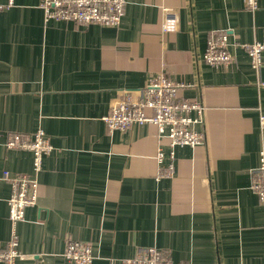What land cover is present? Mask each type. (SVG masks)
<instances>
[{
    "label": "crops",
    "instance_id": "0c3cea01",
    "mask_svg": "<svg viewBox=\"0 0 264 264\" xmlns=\"http://www.w3.org/2000/svg\"><path fill=\"white\" fill-rule=\"evenodd\" d=\"M0 0V247L9 240V174H31L32 152L3 145L8 131L41 129L54 150L36 173L38 198L15 224L16 264H74L68 239L89 243L91 264L156 246L174 264H261L264 204L250 169L264 147V52L253 69L242 43L259 40L264 0H126L117 26L44 19L41 0ZM164 9L176 30L162 31ZM233 60H203L211 32ZM163 73L203 106L204 141L174 147L152 124L109 132L102 116L122 90ZM264 120V119H263ZM165 157L157 162V148ZM0 264H2L0 262Z\"/></svg>",
    "mask_w": 264,
    "mask_h": 264
},
{
    "label": "built area",
    "instance_id": "2783aa9c",
    "mask_svg": "<svg viewBox=\"0 0 264 264\" xmlns=\"http://www.w3.org/2000/svg\"><path fill=\"white\" fill-rule=\"evenodd\" d=\"M9 0L8 3H11ZM126 0H41L44 19L70 20L77 24L94 23L105 26H117L122 18ZM6 4L0 3V10ZM245 6L254 10L258 8L257 0H245ZM164 18L160 27L162 31L176 30L173 11L164 9ZM228 34L225 31L211 32L206 40L203 60L211 65H228L233 55L228 49ZM253 69L260 70L264 52V29L259 40L242 43ZM259 83L264 85V80ZM178 86L163 73L157 74L143 87L122 90L111 103L102 120L109 132L125 130L132 124H152L157 129L159 142L167 140L169 162L158 171V177H169L173 173L175 146H196L203 143L204 134L197 129L202 121L203 106L200 102L183 98L178 93ZM264 118L261 117L262 124ZM3 145L9 149H23L32 152L31 174L10 175L3 172V178L10 183L7 198L8 219L12 231L9 240L0 247V262L16 264L25 257L19 251L15 224L24 219L25 209L33 206L38 198V180L36 173L41 170L42 158L54 150L49 136L41 129L34 132L8 131ZM257 166L250 169V190L264 204V147L259 150ZM165 153L161 146L157 148L156 159L162 165ZM63 256L74 264H91L92 247L89 243L68 239L65 242ZM109 264H174L167 253L156 246L138 248L134 256L111 260ZM261 264H264V260Z\"/></svg>",
    "mask_w": 264,
    "mask_h": 264
}]
</instances>
